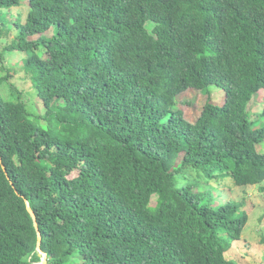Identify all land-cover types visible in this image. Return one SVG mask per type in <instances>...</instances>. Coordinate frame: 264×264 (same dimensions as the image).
<instances>
[{
	"label": "trees",
	"instance_id": "16d2710c",
	"mask_svg": "<svg viewBox=\"0 0 264 264\" xmlns=\"http://www.w3.org/2000/svg\"><path fill=\"white\" fill-rule=\"evenodd\" d=\"M0 10V68L26 53L44 109L0 92V264L42 262L27 202L48 264H237L243 203L194 189L264 183V108L252 110L264 94V0ZM212 87L225 103L209 99L189 122L179 97Z\"/></svg>",
	"mask_w": 264,
	"mask_h": 264
},
{
	"label": "rangeland",
	"instance_id": "374dc122",
	"mask_svg": "<svg viewBox=\"0 0 264 264\" xmlns=\"http://www.w3.org/2000/svg\"><path fill=\"white\" fill-rule=\"evenodd\" d=\"M2 13L3 11L0 10ZM4 42H0V47ZM27 57L26 53L14 52L5 56L4 68H0V77H8V82L0 86V92L6 100L22 101L27 104L30 113L41 116L44 114L42 102L37 93L32 90L30 82H25L23 75V60ZM43 58L45 56L43 55ZM211 99L217 105L222 106L225 103V93L216 87L210 89L209 94L200 91L189 90L179 97V102L184 111L185 118L189 122H196L200 117L205 104ZM264 108V94L254 103L253 114L260 113ZM252 118H255L253 115ZM259 152L264 153V146H260ZM194 178L192 177V180ZM197 181V180H196ZM200 186L195 188V193L209 190L216 191L221 202L235 201L243 203V211L247 213L248 224L242 234V240L238 245L239 249L234 251L232 259L237 264H264V194L260 193V188L264 183L258 186H234L230 188V183L225 187L217 188L213 182L206 183L203 179L199 182ZM156 204V200L153 201Z\"/></svg>",
	"mask_w": 264,
	"mask_h": 264
},
{
	"label": "water",
	"instance_id": "95a60500",
	"mask_svg": "<svg viewBox=\"0 0 264 264\" xmlns=\"http://www.w3.org/2000/svg\"><path fill=\"white\" fill-rule=\"evenodd\" d=\"M0 162L2 163L1 155H0ZM27 206H28V211L30 212V214H31V216H32V218L34 220L35 228H36L37 233H38V248H37V251L39 253V256L42 258L41 264H48V255L46 253H44L43 250L41 249L43 237H42V233H41L40 228H39V223L37 222V216H36L35 212L33 211V209L30 207L28 202H27Z\"/></svg>",
	"mask_w": 264,
	"mask_h": 264
}]
</instances>
